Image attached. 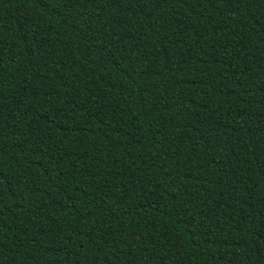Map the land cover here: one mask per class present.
Here are the masks:
<instances>
[{"label":"trees","instance_id":"trees-1","mask_svg":"<svg viewBox=\"0 0 264 264\" xmlns=\"http://www.w3.org/2000/svg\"><path fill=\"white\" fill-rule=\"evenodd\" d=\"M0 264H264V0H0Z\"/></svg>","mask_w":264,"mask_h":264}]
</instances>
